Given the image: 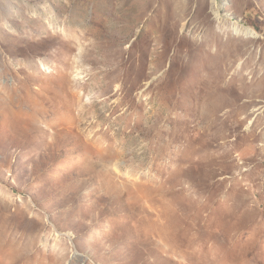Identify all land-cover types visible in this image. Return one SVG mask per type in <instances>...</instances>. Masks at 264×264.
<instances>
[{"label": "rangeland", "instance_id": "1", "mask_svg": "<svg viewBox=\"0 0 264 264\" xmlns=\"http://www.w3.org/2000/svg\"><path fill=\"white\" fill-rule=\"evenodd\" d=\"M0 264H264V0H0Z\"/></svg>", "mask_w": 264, "mask_h": 264}, {"label": "bare ground", "instance_id": "2", "mask_svg": "<svg viewBox=\"0 0 264 264\" xmlns=\"http://www.w3.org/2000/svg\"><path fill=\"white\" fill-rule=\"evenodd\" d=\"M214 7V6H213ZM215 11H216V14H217V16H219V10L217 9V8H215L214 9ZM233 30H234V33L235 34H241V33H243V35H245V36H249L250 34H251V31L249 30V29H244V28H242L240 25H238V24H234L233 25ZM209 43H211V41H209ZM199 97L200 98H203V91H202V93L199 95Z\"/></svg>", "mask_w": 264, "mask_h": 264}]
</instances>
